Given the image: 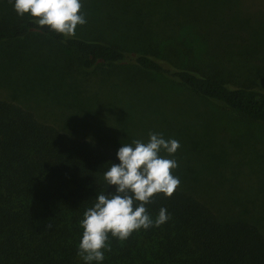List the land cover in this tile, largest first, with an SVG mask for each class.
<instances>
[{
    "label": "trees",
    "instance_id": "16d2710c",
    "mask_svg": "<svg viewBox=\"0 0 264 264\" xmlns=\"http://www.w3.org/2000/svg\"><path fill=\"white\" fill-rule=\"evenodd\" d=\"M81 3L87 23L66 38L18 16L14 0H0V264H84L80 221L98 192L114 190L103 173L120 163L123 144L147 142L149 132L180 144L169 157L180 186L147 205L153 219L161 207L171 218L111 239L100 264H264V92L221 77L235 52L247 60L258 54L257 41L238 35L264 0ZM92 74L116 76L118 88L100 81V90L86 93ZM131 88L125 98L122 89ZM158 96L176 107L164 110ZM34 98L60 112L48 111L47 122L28 105ZM109 99L121 103L123 119L133 118L129 127L114 112H106L114 133L96 121L98 104L108 110ZM206 106L228 109L252 129L225 122L220 130Z\"/></svg>",
    "mask_w": 264,
    "mask_h": 264
},
{
    "label": "clouds",
    "instance_id": "9594fccd",
    "mask_svg": "<svg viewBox=\"0 0 264 264\" xmlns=\"http://www.w3.org/2000/svg\"><path fill=\"white\" fill-rule=\"evenodd\" d=\"M14 10L21 18L30 16L39 28L47 27L66 38L75 35L78 25L87 23L81 0H14ZM148 137L147 142L135 139L123 144L117 152L120 163L110 162L103 173L108 189L114 190L98 192L80 221L83 231L78 256L84 264H100L105 252L112 250L111 239L125 241L134 232L160 227L171 218L161 207L153 219L147 205L159 194L170 198L180 186V179L173 175L178 162L169 158L180 144L160 133L149 132Z\"/></svg>",
    "mask_w": 264,
    "mask_h": 264
},
{
    "label": "rangeland",
    "instance_id": "374dc122",
    "mask_svg": "<svg viewBox=\"0 0 264 264\" xmlns=\"http://www.w3.org/2000/svg\"><path fill=\"white\" fill-rule=\"evenodd\" d=\"M259 15H255V14H246L245 17H249V20L245 21L242 26H239V35L241 37V39L243 41H247L250 43H253L255 41H257L260 45V50L258 52V54L256 56H254L252 59L247 60L245 58V55H243L241 52H235L231 58H230V67L228 68V73L227 72H223L222 73V78L229 83L232 86H246L249 88H253V89H257L260 91L264 92V29L263 27L260 25V23H264V22H258V21H264V3H262L261 6V13H257ZM243 21V20H242ZM264 25V24H263ZM119 70V69H118ZM86 78L88 79L89 86L86 88V86L88 85V82L84 85L86 93L88 92L89 94L95 93L96 91L100 90V81L103 82V87L107 89L108 88H113V89H117V84L119 82V79L114 76V75H109V74H104V75H96V74H92V75H87ZM156 82L158 81V79L155 80ZM138 82L141 84H146V82L142 81V80H138ZM147 85V84H146ZM103 88V89H104ZM105 89V90H107ZM110 89V90H111ZM170 88H166L165 90H168L169 92ZM104 90V91H105ZM156 90L155 87H153L154 91ZM124 91V97H128L131 92H132V88L131 89H122V92ZM173 91L176 92L174 93L178 98H185V96L188 97V95H185L184 91L181 90L180 87L178 86H173ZM3 96H5L6 98H10L11 94H9L8 92H4L1 91ZM156 92V91H154ZM183 93V94H182ZM187 93V92H186ZM190 95V93H188ZM158 95V93L156 94ZM159 100H160V106H162V108L164 110H169L170 108H175L176 107V103H172L167 101L166 98H163L165 100L162 99V97L158 96ZM134 98V97H133ZM177 98V99H178ZM162 99V100H161ZM31 102V103H30ZM28 102V105H33V107L37 108V113H40V115H44V119L47 120V122H50V119L52 117L46 116V114L48 113V111H53L55 113H59V109L57 108L55 103L52 102H45V101H40L39 98H34L31 99V101ZM68 102V101H67ZM132 102V101H131ZM109 103V104H108ZM108 103L106 102V106L108 110H104V105L105 102H100L98 104V107L100 108V111L96 114V121H102L103 127L105 128H110V131L112 133H114L115 127H114V118H112V115H107V113H112L114 112V114H117L115 117V120L118 123H120L121 125L125 123V127H129L130 125H126V120H128L129 122H131L133 120V118H131L129 115L125 114L124 117L126 119H123V115L118 114V112H120L121 110V103L120 104H115L114 99H109ZM111 103H114L115 105L112 107H110L109 105ZM166 103V104H164ZM136 104V100L134 99L132 102V105ZM206 113H211L212 115L216 116V119L218 120V126L220 128V130H225L226 125L225 122L229 123V124H235L238 125L240 127L241 130L243 129V127H247V128H251V126H248L247 121L243 120L241 117H239L238 115H236L235 113L229 111L228 109L225 108H215V107H209L206 106L204 107ZM162 111L163 113L165 111ZM107 112V113H106ZM166 114L168 113L167 111L165 112ZM119 115V116H118ZM45 120V121H46ZM118 120V121H117ZM131 120V121H130ZM101 124V125H102ZM228 125V124H227ZM238 127V128H239ZM105 128H102L103 133H105ZM254 129H258V127L254 126ZM237 132V131H235ZM227 133L220 131L218 136L220 139L219 143H222L224 145V147H227L228 150V146H229V137H226L228 135H226ZM226 137L224 140L222 139L223 137ZM91 138H93V136L91 135ZM234 152L230 151V153L233 155L234 159H236V150L233 148ZM226 156V155H225ZM226 159L228 158L227 156L225 157Z\"/></svg>",
    "mask_w": 264,
    "mask_h": 264
}]
</instances>
